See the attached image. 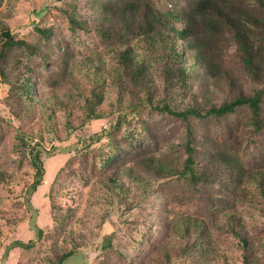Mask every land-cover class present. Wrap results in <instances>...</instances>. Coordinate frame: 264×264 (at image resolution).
Instances as JSON below:
<instances>
[{"label": "trees", "instance_id": "obj_1", "mask_svg": "<svg viewBox=\"0 0 264 264\" xmlns=\"http://www.w3.org/2000/svg\"><path fill=\"white\" fill-rule=\"evenodd\" d=\"M99 1L86 7L91 22L72 9L74 1L69 0L66 9L73 28L94 30L107 42L103 51L74 63L91 84L79 93L84 97L88 92L82 118L74 115L62 97L34 89L32 68L18 51L36 54L40 46L18 36L15 25L19 20L12 7L0 9V90L9 85L11 96L19 93L17 106L11 103L14 113L21 119L38 110L53 141L68 139L82 129L81 124L107 121L101 132L81 138L79 143L87 146L105 135L113 141L112 129L128 112L140 115L152 109L181 120L184 133L173 147H182L183 154L173 160L168 151H153L140 155L134 164L106 173L99 184L104 198L130 210L148 206L156 217L162 214L157 197L165 182L184 179L197 190L222 184L223 192L212 195L202 210L182 216L175 230L178 236L158 262L172 264L175 255L188 264H213V260L230 264L219 241L233 237L242 249L244 264H264V240L255 238L239 212L250 196H259L264 205V148L248 152L249 144L258 146L264 134V0H187L183 6L176 3L167 9L153 0ZM36 28L49 38L50 27ZM112 92L111 106L104 109ZM60 111L66 120L65 135ZM193 119L225 123L233 138L202 132ZM19 130L17 147L36 168L30 185L34 194L47 174L46 154L57 152L58 145L53 144L51 150L46 147L43 129L37 136ZM136 134L131 133L134 138ZM109 153L104 165L114 150ZM10 175L0 169V184ZM61 215L57 219L67 216ZM66 232L71 245L54 248L51 264H67L87 242L82 227L71 224Z\"/></svg>", "mask_w": 264, "mask_h": 264}, {"label": "rangeland", "instance_id": "obj_2", "mask_svg": "<svg viewBox=\"0 0 264 264\" xmlns=\"http://www.w3.org/2000/svg\"><path fill=\"white\" fill-rule=\"evenodd\" d=\"M0 1V9H14L19 20L15 25L18 36L40 46L36 54L18 51L32 68L34 89L62 97L73 108L74 115L82 118V104L88 92L84 97L79 93L81 89H89L91 84L74 63L103 51L107 42L94 30L71 26L66 11L67 4L71 3L69 0ZM73 1L75 7L73 5L72 9L91 22L92 15L87 13L86 7L93 0ZM153 1L164 9L173 8L176 3L183 6L187 2ZM36 25L51 28L48 39ZM3 86L0 90V169L11 175L0 184V264H51L54 248L71 245L66 232L71 224L82 227L88 238L67 264H160L158 260L165 247H170L178 236H175V230L182 216L202 210L212 195H219L224 190L222 184L197 190L184 179L167 181L159 189L157 202H161L162 214L156 217L151 216L148 206L130 210L123 203L110 202L100 190L101 178L106 173L134 164L140 155L153 151H168L171 158L176 159L183 154L182 147H173L182 139L183 122L152 109L140 115L125 110L128 117L112 129L114 138L111 142L105 135L101 139L95 137L92 146L79 143L81 138L88 139L107 127L108 122L103 119L81 124L82 129H77L64 141H53L44 130L46 122L38 110L21 119L17 117L11 103L17 106L15 99L19 93L13 97L11 87ZM114 96L115 92H112L104 109L111 106ZM58 116L62 135H65L64 113L60 111ZM192 122L207 134H219L227 140L233 138L234 133L229 132L225 123L212 119H193ZM75 123L79 125L81 119H75ZM19 129L36 136L43 129L46 147L51 150L53 144L58 145L57 152L46 154L47 174L34 194L30 193V185L35 180L36 168L29 155H23L17 147ZM132 132H136L137 137H132ZM111 143L113 148L109 149ZM261 147L264 148V134L258 146L249 144L248 152H256ZM111 150H114L113 157L104 165ZM263 207L260 197L254 195L242 202L239 212L244 214L255 238L262 236L264 240ZM63 213L67 216L57 219L56 216ZM149 222L152 224L148 225ZM219 245L230 264H244L242 249L233 237L219 241ZM188 263L191 262L173 255L172 264ZM213 264L220 263L213 260Z\"/></svg>", "mask_w": 264, "mask_h": 264}]
</instances>
